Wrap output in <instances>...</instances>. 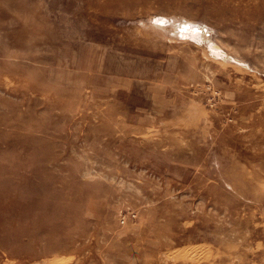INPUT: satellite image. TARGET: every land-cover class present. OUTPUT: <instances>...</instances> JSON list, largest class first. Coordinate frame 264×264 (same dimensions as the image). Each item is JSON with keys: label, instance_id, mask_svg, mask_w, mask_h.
Here are the masks:
<instances>
[{"label": "rangeland", "instance_id": "374dc122", "mask_svg": "<svg viewBox=\"0 0 264 264\" xmlns=\"http://www.w3.org/2000/svg\"><path fill=\"white\" fill-rule=\"evenodd\" d=\"M0 264H264V0H0Z\"/></svg>", "mask_w": 264, "mask_h": 264}, {"label": "bare ground", "instance_id": "6f19581e", "mask_svg": "<svg viewBox=\"0 0 264 264\" xmlns=\"http://www.w3.org/2000/svg\"><path fill=\"white\" fill-rule=\"evenodd\" d=\"M224 4V3H223ZM157 20V19H156ZM159 20V19H158ZM161 21V20H160ZM162 22V21H161ZM189 28V27H188ZM176 30V29H175ZM181 32H182V35H185V36H189L190 38L189 39H193L195 40L196 42H199V40L201 39H204L206 40L209 44V48H210V51H212V53L216 56H225L227 57L228 55L218 46L216 45L212 40L211 38H208L207 34L204 33L202 30H199V31H195L196 33H194V29H192L193 32H189L187 31V27L184 25V27H181ZM196 30V29H195ZM180 36V35H179ZM183 37V36H182ZM230 58V56H228ZM241 64H245L244 61H240L238 60ZM23 211V210H21Z\"/></svg>", "mask_w": 264, "mask_h": 264}]
</instances>
